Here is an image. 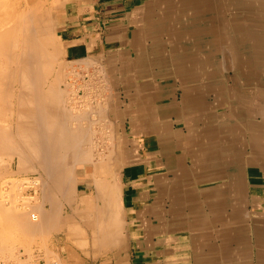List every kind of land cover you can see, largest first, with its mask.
Instances as JSON below:
<instances>
[{"label": "crops", "instance_id": "1", "mask_svg": "<svg viewBox=\"0 0 264 264\" xmlns=\"http://www.w3.org/2000/svg\"><path fill=\"white\" fill-rule=\"evenodd\" d=\"M53 10L75 71L107 76L117 148L111 173L107 150L80 166L50 249L63 264H264V0ZM98 178L118 185L115 209Z\"/></svg>", "mask_w": 264, "mask_h": 264}, {"label": "bare ground", "instance_id": "2", "mask_svg": "<svg viewBox=\"0 0 264 264\" xmlns=\"http://www.w3.org/2000/svg\"><path fill=\"white\" fill-rule=\"evenodd\" d=\"M33 1V0H32ZM62 2V1H61ZM36 3H34L33 5H35ZM59 4V3H58ZM33 5H31L30 4V0H0V84L1 85H3L4 86V88H2V87H0V103L2 102H6L7 103V99L9 98V97H11V99H10V103L8 102V105L9 104H11V105H13V102H15V103H17V105H16V111H15V114L18 112V114L20 115V116H22V117H25L24 119H22L21 117V119L22 120H20L19 121V119H17L18 120V124H19V122H20V124H22L20 127H23V129L21 128V132H23L24 131V128H25V132H23V136H22V134L19 132L20 131V127H18V125H16L17 126V128H18V130H17V133L16 134H21V135H19L18 136V138H20V137H26V135H33V137H31V139H32V141H31V139L30 140H27L28 138H30V137H27V138H25V140H22V138H20V139H18V141L20 140L21 141V143H22V145L25 147V148H27L28 149V151L30 150V152H26V153H31L32 151V153H33V156H31L32 158V161L34 160H36V158L38 159L39 158V162L37 161V165L39 164L40 165V159L42 160L41 162V164H43V166H46L45 168H44V170L47 168V167H49V168H47L46 170H47V174L49 173H52V175L54 174V172H55V170H59V169H62V170H59V171H62V173H63V175L66 173L65 172V170L64 169H67L66 171H67V173H66V175H65V177H63V180L64 179H66V178H68V179H71L72 177H70V176H73L74 175V173H73V171H74V168H75V163H76V161H78L79 162V160H85V159H83V158H78V156L79 155H81V150H83V147L85 146V147H88V146H86V145H88V143H90L91 144V142H86V145H84L85 143V141L86 140H83V138L85 139V138H87L86 136L87 135H89L91 132H92V128L94 127V126H92V127H90V125L91 124H93V123H91V124H89L91 121H89V123H88V120H92L93 121V119H94V117H95V115L94 114H98V115H100V113H99V111H98V109H100L101 110V107H99V105L101 104H99V105H97V107H98V109H97V111H98V113H96L95 111H96V109L95 108H97V107H95L94 108V110L93 109H90L92 106H91V102L90 103H88L89 105V108H88V110H90V112L92 111L93 112V114H92V112L90 113L92 116L94 115V117H92L90 114H89V117H87V116H84L85 118V120L87 121V122H85V120H84V122L86 123L85 125L86 126H84L85 128H86V132L88 131V129L87 128H91L92 130H90L91 132H89V134H87L86 135V132H84L85 131V129L83 130V128H82V126H79V125H81V123L83 122H81L80 120H78L79 119V117L81 116V117H83V115H85L86 114V112H88L89 113V111H87V110H85L86 112H84V111H81L82 112V114H83V112H84V114L83 115H81L80 113V111H79V109L77 110L76 108H72V106H70L73 110L72 111H79L80 113H78V115H77V113L76 112H74L75 114H73L72 112V114H70V115H72L71 117V121L69 120V122H72V120H78V121H80V122H78V121H76V122H78L77 124H79V125H76V123L73 121L72 123H75V126L76 127H74L73 125L74 124H72L71 125V123H69L70 124V126H69V124L67 123V120H68V118L70 119V117H69V111H68V109L70 108H68L67 106H66V95H70V94H68V92L65 90V86H67L68 84H69V81H67L68 82V84H63L64 86L63 87H65L63 90H60V88H63L62 86H60L59 87V85L60 84H62V82H63V80L62 79H64L66 76H65V73L67 72H65V73H63V75L62 74H60V78H62L61 80H59L58 81V79H60L59 77H58V79H56L57 81V83L58 82H60L61 81V83L60 84H54V83H51V86L49 85V88H48V90L47 91H45L44 90V85L45 84H47V81H48V79H49V75L51 74L50 72H51V70L50 71H48L49 73L47 74L46 73V68H49V69H51L54 65H53V63H54V61H55V57H57V55L55 56V54H57V53H55V54H53L52 52H50V50L48 51L47 50V44L48 43H50V42H48V39H49V37H47V30H46V34H45V31H44V29L43 28H46L45 27V24H44V26H43V22H42V19H43V16H41L43 13H41V15H40V12H39V9L38 8H40V7H38V8H35ZM44 11V10H43ZM42 17V18H41ZM49 18V17H48ZM44 20V19H43ZM46 21V20H45ZM49 23V22H48ZM55 27V26H54ZM49 31H50V29H49ZM50 33V32H49ZM49 33H48V35H49ZM180 36V35H179ZM53 38V37H52ZM50 40V39H49ZM51 43H55V42H51ZM50 45V44H49ZM49 45H48V48H49ZM53 48V47H52ZM56 50V49H55ZM61 50V49H60ZM62 51V50H61ZM59 53V52H58ZM90 58H92V57H90ZM90 58H88V59H90ZM87 59L85 58V60L83 61V62H85ZM95 59H93V60H91V61H94ZM96 61V60H95ZM94 61V62H95ZM56 62V61H55ZM89 62V61H88ZM97 62H98V60H97ZM62 63V62H61ZM66 62H64V64H65ZM73 63V62H72ZM79 63H80V61H79ZM86 63V62H85ZM84 64V63H83ZM91 63L89 62V65H90ZM77 61L73 64V68H76L77 69ZM82 65V64H81ZM80 65V66H81ZM92 65H93V63H92ZM97 65V64H96ZM68 66V65H67ZM70 67V66H69ZM89 67V66H88ZM90 68V67H89ZM88 68V69H89ZM93 68V67H92ZM92 68H91V70H92ZM58 69H60V68H58ZM80 69H81V67H80ZM86 69H87V67H86ZM85 69V70H86ZM101 69H102V67H101ZM104 69V68H103ZM41 70H42V72L44 73H41ZM52 70H53V68H52ZM74 70V69H73ZM82 70H83V68H82ZM90 70V69H89ZM61 72V69H60V71L59 70H57L56 69V72ZM64 71V68H62V72ZM79 71V70H78ZM88 71V70H87ZM93 71V70H92ZM97 71H99V73H98V75L99 74H101L102 72H101V70H100V68H99V70L97 69ZM70 72V71H69ZM86 72V71H85ZM89 72V71H88ZM87 72V73H88ZM91 72V71H90ZM89 72V73H90ZM95 72V71H94ZM101 72V73H100ZM68 73V72H67ZM66 73V74H67ZM76 72H73V74L72 73H70L69 74V76L70 75H74ZM59 74V73H58ZM77 74V73H76ZM52 75V74H51ZM56 75V74H55ZM78 75V74H77ZM65 76V77H64ZM76 76V75H75ZM80 76V75H79ZM72 77L73 76H71V80H72ZM78 77V76H77ZM77 77H76V79H77ZM80 77H83V76H80ZM66 78H68V77H66ZM75 78V77H74ZM91 78V77H90ZM75 79V80H76ZM53 80V79H52ZM70 80V79H69ZM74 80V79H73ZM101 80V79H100ZM80 81V80H79ZM102 81V80H101ZM55 82V81H54ZM71 82V81H70ZM73 83H75L74 81H73ZM72 83V84H73ZM90 83H92L91 81H90ZM102 83V82H101ZM71 84V83H70ZM94 85V84H93ZM96 85V84H95ZM94 85V86H95ZM103 85H105L104 83H103ZM106 85H109V84H106ZM105 85V86H106ZM16 86H22L21 88H24V89H20V88H17ZM73 86V85H72ZM71 86V88H73ZM97 87V86H96ZM99 87H101V86H99ZM17 88V89H16ZM70 88V89H71ZM76 88H78V87H76ZM10 89V90H9ZM16 89V91H15V93L14 92H11V91H13V90H15ZM25 89H26V92H25ZM67 89H69V88H67ZM80 89H82V87H80ZM84 89V88H83ZM64 90L66 91L65 93H63L64 92ZM73 90L74 89H72V92H73ZM105 90V89H104ZM8 91V92H7ZM63 91V92H62ZM69 91V90H68ZM79 91V88L77 89V92ZM82 91V90H81ZM70 92H71V90H70ZM69 92V93H70ZM71 92V93H72ZM92 92V91H91ZM93 92H95V90L93 91ZM99 93H100V91H98ZM101 92H102V90H101ZM105 92H106V90H105ZM8 93V94H7ZM25 93V94H24ZM29 95H28V94ZM73 93H75V92H73ZM86 92H85V90H84V94H85ZM98 93V94H99ZM77 94V93H76ZM96 94V93H95ZM105 94V93H104ZM9 95V96H8ZM10 95H12V96H10ZM30 95L32 96V97H30ZM73 95V94H72ZM82 96H83V94H81ZM88 95V94H87ZM103 95V94H102ZM73 96H75V94L73 95ZM72 96V97H73ZM80 96V95H79ZM78 96V97H79ZM82 96H80V97H82ZM95 96V95H94ZM69 97H71V95L69 96ZM77 97V98H78ZM84 97V96H83ZM87 99H89L87 96H85ZM96 97V96H95ZM28 98H31V99H28ZM76 97H74V99H75ZM13 99V100H12ZM65 99V100H64ZM85 99V98H84ZM83 99V100H84ZM30 100V101H29ZM67 100H68V98H67ZM71 99H69L68 100V102H71L70 104H72V102L73 101H70ZM73 100V99H72ZM76 100V99H75ZM80 101L82 100L81 98L79 99ZM86 100V99H85ZM9 101V100H8ZM28 101H29V103H28ZM77 101V100H76ZM87 101V100H86ZM62 102V103H61ZM74 103V102H73ZM76 103V102H75ZM84 103H86V102H84ZM98 103V102H97ZM69 104V103H68ZM67 104V105H68ZM82 104H83V102H82ZM104 104V103H103ZM62 105H64V106H62ZM74 105H76V104H74ZM73 105V106H74ZM84 105H82V107L84 106ZM15 106V105H14ZM69 106V105H68ZM81 106V105H80ZM91 106V107H90ZM101 106H103V105H101ZM105 106V105H104ZM3 107H5V105L3 106ZM9 107H11V106H9ZM64 107V108H63ZM66 107V108H65ZM79 107V106H78ZM86 107H83L84 109H86ZM2 108V107H1ZM0 108V109H1ZM7 108H8V106H7ZM11 108H13V107H11ZM10 108V109H11ZM70 108V109H71ZM80 108V107H79ZM9 108L7 109V110H10ZM103 110H101V113H102V111H104L106 108H102ZM2 110H3V108H2ZM109 110V109H108ZM108 110L106 111V114H105V112L104 113H102V115L103 114H105V115H108L107 114V112H108ZM111 110V109H110ZM14 111V108L12 109V111H8V112H13ZM71 111V110H70ZM0 112H3V111H0ZM7 112V111H6ZM5 112V110H4V114L6 113ZM7 112V113H8ZM1 114H3V113H1ZM4 114L2 115V116H0V117H2V118H5V116H7L6 114H5V116H4ZM11 114V113H10ZM14 114V115H15ZM68 114V115H67ZM79 114H80V116H79ZM19 115H17L18 117H19ZM87 115V114H86ZM63 116V117H62ZM64 116H67V117H64ZM90 116H91V118H90ZM87 117V118H86ZM99 117V116H98ZM97 117V118H98ZM102 118L104 117V122H105V117H107L108 119H109V116H101ZM101 117H99L100 118V120L102 119ZM1 118V119H2ZM7 118V117H6ZM5 118V119H6ZM9 118H10V115H9ZM65 118V119H64ZM66 118H67V120H66ZM89 118V119H88ZM93 118V119H92ZM106 118V119H107ZM0 119V120H1ZM25 119H27V122H26V125L24 124V120ZM66 120V122L64 121V120ZM88 119V120H87ZM97 120H99V119H96V117H95V121H97ZM99 120V121H100ZM4 121V120H3ZM2 121V122H3ZM21 121H24V122H22L21 123ZM64 121V122H63ZM109 121H110V119H109ZM109 121H106L105 123L106 124H104V133H100V136L102 135V134H106L107 136H113L114 138H112L111 139V141L110 142H112L113 141V139H114V142H116V131H115V129H117V128H115V124L112 122V121H110V122H112L110 125H112V126H108V124H109ZM1 121H0V150H2L3 152L2 153H0V155L1 154H3V153H5V154H7V153H10V151H12L13 153H14V151L17 153V154H20L21 155V153H19V152H22V153H25L24 152V149H23V146L22 145H18V144H21V143H18V144H15L14 143V141H13V139H15L14 137L12 138V136H11V134H8V130H10V129H8V128H10V124H9V126H8V124H7V126H8V128L7 127H5V125L2 123ZM103 122V121H102ZM101 122V123H102ZM4 123H5V121H4ZM9 123V122H8ZM16 123V124H17ZM64 123H67L68 124V126H69V128H67L68 126H67V124L65 125ZM88 123V124H87ZM97 123H99V122H97ZM6 124V123H5ZM19 124V125H20ZM95 124H96V122H95ZM84 125V124H83ZM106 125V126H105ZM77 126H79V127H81V129L79 128V127H77ZM87 126H89V127H87ZM4 127H5V129H4ZM7 128V129H6ZM12 128V127H11ZM98 128V127H97ZM101 128V127H100ZM6 130V131H5ZM23 130V131H22ZM95 130V129H94ZM98 130H96V132H97ZM19 132V133H18ZM87 132V133H88ZM9 133H10V131H9ZM93 133H95V132H93ZM93 133H91V136L92 135H94V137H95V134H93ZM97 134V133H96ZM115 134V135H114ZM25 135V136H24ZM17 136V135H16ZM98 136V135H97ZM96 136V137H97ZM39 139H38V138ZM104 137V136H103ZM110 137H108L109 139H110ZM34 138H35V140H34ZM88 138H90V137H88ZM107 138V137H106ZM12 139V140H11ZM24 139V138H23ZM37 139V140H36ZM90 139H92L93 140V138H90ZM89 139V140H90ZM103 139V138H102ZM108 139V140H109ZM33 140L35 141V142H33ZM83 140V141H82ZM88 140V139H87ZM92 140H90V141H92ZM95 140V139H94ZM100 140V139H99ZM38 141V142H37ZM97 141H98V139H97ZM96 141V142H97ZM105 141H107L106 139L104 140V142ZM94 142V141H93ZM93 142H92V144H93ZM96 142H94V143H96ZM101 142H103V140H101L100 141V143ZM103 142V143H104ZM109 142V141H108ZM114 142H112L111 144H109V143H107V144H109V146L106 148V150L104 149V148H102L101 149V146L100 147H98V149L100 150H105L106 152H105V157L103 158V160H104V162H105V164H104V170L106 171V172H108V173H111V171H114V169L112 170V169H110V163H112V157H113V154H114V150H115V148H117V145H116V143H114ZM118 142V141H117ZM98 143V142H97ZM96 143V147H95V149L97 148V144ZM119 143V142H118ZM81 144H83L84 146L83 147H81L82 149H80V154L78 153L79 151H77V149H79L80 148V146H81ZM102 144V143H101ZM105 144H106V142H105ZM35 145L37 146V147H35ZM92 145H90V148L92 149L93 147H91ZM93 146H95V145H93ZM107 146V145H106ZM35 147V148H34ZM77 147H79V148H77ZM89 148V147H88ZM88 148H85L84 150H86V149H88ZM26 149V150H27ZM90 149V150H91ZM94 149V150H95ZM7 150V151H6ZM10 150V151H9ZM32 150V151H31ZM7 153H6V152ZM9 151V152H8ZM87 151V150H86ZM11 152V153H12ZM84 152V151H83ZM92 152V151H91ZM94 152V151H93ZM100 152H102V151H99V153ZM10 153V154H11ZM16 153H15V155H16ZM26 153L23 155H18V157H21L19 160L20 161H23L24 163H21L22 164V167L25 165V162H27L28 161V156L26 155ZM32 153H31V155H32ZM95 153V152H94ZM83 154V153H82ZM93 154V153H92ZM91 153H90V151L88 150L86 153H84V155H86V157L90 160V159H92V157H91V155H92ZM102 154H104V153H102ZM11 155H14V154H11ZM10 155V156H11ZM37 155V156H36ZM84 155L82 156V157H84ZM95 155V154H94ZM94 155H92V156H94ZM26 156H27V158L28 159H26ZM29 156H30V154H29ZM76 156V157H75ZM25 157V158H24ZM76 159H75V158ZM81 157V156H80ZM102 157H103V155H102ZM115 157H117L116 155H115ZM1 158V157H0ZM3 158V157H2ZM33 158H35V159H33ZM74 158V163L72 162V159ZM93 158H95V157H93ZM99 158H101V155H99ZM27 160V161H24V160ZM79 159V160H78ZM88 159H87V161H88ZM69 160H71V163L69 162L68 163V161ZM116 160V159H115ZM11 161V160H10ZM60 161H65V163L63 162H61L60 163ZM81 161L79 162V163H77L76 164V167H78V173L80 172V170L81 169H79V168H81L80 166L81 165H83L82 163H81ZM87 161H84V162H87ZM96 161V160H95ZM94 161V162H95ZM97 161H99V160H97ZM3 162V161H2ZM29 162H30V164L32 165V163H31V160L29 159ZM4 163V162H3ZM34 163V162H33ZM53 163H55V164H53ZM59 163H60V165H59ZM73 163V164H72ZM19 164H20V162H19ZM20 164V165H21ZM24 164V165H23ZM28 162L26 163V165H27V167H29L30 168V166H28ZM29 164V165H30ZM58 164V165H57ZM65 164V166H63ZM92 164V163H91ZM115 164H117V163H115ZM115 164H113V166L115 165ZM26 165L24 166V167H26ZM55 165H56V167H55ZM54 166V168H52ZM58 166V167H57ZM60 166H63V168L61 167L60 168ZM107 166V167H106ZM72 167H74L73 168V170H72ZM108 167H109V169H108ZM115 167H118V165L117 166H115ZM119 167H120V164H119ZM19 168H20V166H19ZM31 168H32V166H31ZM41 168H43V167H40V169ZM58 168V169H57ZM113 168V167H112ZM18 169V168H17ZM25 169V168H24ZM49 169V170H48ZM55 169V170H54ZM54 170V171H53ZM64 170V171H63ZM115 170H116V168H115ZM25 171V170H24ZM28 171V170H27ZM49 171V172H48ZM53 171V172H52ZM59 171H58V173H59ZM119 171V170H118ZM26 172V171H25ZM44 172V171H43ZM65 172V173H64ZM82 172V171H81ZM1 173V172H0ZM56 173H57V171H56ZM55 173V174H56ZM48 174V175H49ZM54 174V176H56ZM69 174H72V175H70V176H68ZM114 174V173H113ZM59 175V174H58ZM57 175V176H58ZM63 175H61V176H63ZM2 175H0V210H3V206L2 205H5V204H8V202H9V200H11V198L12 197H10V196H14V195H12V192L10 193L9 191H10V189H11V187L13 186V182H12V184H10V185H12L11 187L9 186V181H11V180H7V179H5V177H1ZM53 176V177H54ZM67 176V177H66ZM57 178V177H56ZM55 177H54V180H56V182L57 183H54L55 185L56 184H58L57 186H56V188H57V193L59 194V193H61L62 194V196L67 200V202H70V203H74L75 202V200H74V198H76V197H74L73 195H76L75 194V188H76V182H77V178H74V176H73V178L71 179V180H69L68 181V183H70V188L68 189V191H67V189H65L66 191H67V193H63V192H61V187L63 186V184H62V179H59V180H57ZM36 179H39V180H37L36 181ZM42 177L40 176V177H38V178H36V177H31L30 178V180L28 181V182H30L31 184H34L35 186L33 187V189L34 188H36L37 186H39V182L41 181L42 182ZM45 179V178H44ZM67 179V180H68ZM103 179V178H102ZM101 178H98V179H96V184L95 185H97V190H99V193L102 191V193H106V198L109 200L108 201V203H105V205H107L108 207H107V209H110V210H112V209H115V206H116V199L117 198H119L120 197V191L119 190H117V186H115V185H113V184H111L110 185V182L108 181V183L109 184H107L106 183V185H103V184H105L104 182L105 181H103ZM67 180H65V181H67ZM104 180H105V178H104ZM64 181V182H65ZM107 181V180H106ZM115 181V180H114ZM48 182V181H47ZM46 181H45V183H47ZM55 182V181H54ZM11 183V182H10ZM53 183V182H52ZM113 183V182H112ZM48 184V183H47ZM53 184V185H54ZM14 185H16V184H14ZM18 186V185H17ZM20 186H21V184H20ZM24 186V185H23ZM26 186V185H25ZM46 186V185H45ZM48 186V185H47ZM64 186H65V184H64ZM63 186V187H64ZM15 187V186H14ZM18 188H19V186H18ZM16 189L17 191L19 190V189ZM43 188V187H42ZM41 188V189H42ZM46 188V187H45ZM48 188V187H47ZM46 188V189H47ZM54 189L53 190H55V186L53 187ZM67 188V187H66ZM32 189V188H31ZM40 189V190H41ZM45 189V190H46ZM13 190V189H12ZM43 190V189H42ZM63 190V189H62ZM47 191H51V190H47ZM48 192V193H49ZM20 193V192H19ZM52 194L50 195V193H49V195H48V197H49V200H52L51 202H52V206L51 207H53L52 208V211L50 212V211H46L42 206H34V208L33 207H30V206H28V205H25V203H21V204H16L15 203V201L16 200H14L13 202L16 204H14V205H10V202H9V205H10V207H9V205H8V210H7V212H6V207H5V211H2L3 213L2 214H4V212H5V215H8L7 213L9 212V216L10 215H12L13 217H11L12 218V220H14L15 222V224L14 225H16V223L18 224V226H23V228L25 227H31V229H32V227L34 228V229H37L38 227L37 226H39V223H42V225H43V222H44V220L46 221V219H44V218H47L49 221H50V219H51V217H52V213L53 212H55V213H59V212H61L62 211V202H61V200H60V197L57 195V193L55 192H51ZM98 193V192H97ZM104 193V194H105ZM8 194L10 195L9 197H8ZM22 194V193H21ZM20 194V195H21ZM63 194H65L66 196H64ZM101 194V193H100ZM18 195V194H17ZM46 195H47V192H46ZM108 196V197H107ZM6 197H8V199L6 198ZM15 197V196H14ZM14 197L12 198V199H14ZM18 197V196H17ZM74 197V198H73ZM99 197V196H98ZM10 198V199H9ZM19 198H21L20 196H19ZM23 200L22 201H24V198H22ZM34 199V198H33ZM47 199V198H46ZM99 199V198H98ZM27 200V199H26ZM25 200V201H26ZM70 200V201H69ZM12 201V200H11ZM74 201V202H73ZM107 201V200H106ZM12 202V203H13ZM79 202V201H78ZM105 202V201H104ZM102 203V202H101ZM104 204V203H103ZM76 206H78V205H76ZM76 206H74L75 207V209H77L76 208ZM101 206V205H100ZM2 207V208H1ZM22 207V209L24 208V212H20V208ZM33 208V210H36V212H34L33 210H31ZM100 207H98V209H99ZM11 209V210H10ZM30 210L31 211H33L32 213H31V218L30 217H25L23 214H26V212H30ZM78 210V209H77ZM76 210V211H77ZM12 211V213L10 214V212ZM1 212V211H0ZM92 212V211H91ZM102 212V211H101ZM109 212V211H108ZM111 212V211H110ZM97 213V212H96ZM98 214V213H97ZM102 214V213H101ZM100 215V214H99ZM106 215V214H105ZM107 215H108V213H107ZM110 215H111V213H110ZM110 215H108V217L110 218H112V215L110 216ZM3 216V215H2ZM27 216V215H26ZM115 216V215H114ZM5 217V216H4ZM9 217V218H10ZM107 217V218H108ZM99 218V217H98ZM104 219V218H103ZM113 219V218H112ZM32 220V221H31ZM52 220V219H51ZM99 220H101V218L100 219H98V221ZM107 219H105L104 221H102V222H104L105 223V221H106ZM1 221V220H0ZM98 221H96V223H95V225L97 224V222ZM109 221V222H108ZM8 222V221H7ZM10 222V221H9ZM52 222V221H51ZM111 222H113V223H115V221L113 220V221H111ZM110 222V220H107V222L106 223H111ZM45 223V222H44ZM105 223V224H106ZM9 224V223H8ZM99 224V223H98ZM112 224V223H111ZM118 223H115L114 225H117ZM4 225V224H3ZM11 225V224H10ZM41 225V224H40ZM41 225V226H42ZM45 225H46V223H45ZM91 225V224H90ZM93 225H94V223H93ZM103 225V224H102ZM113 225V224H112ZM113 225V226H114ZM7 226V225H6ZM106 227H105V229L103 228V230L104 231H106L107 233H108V231L107 230H109L107 227H108V224H106L105 225ZM111 226V225H110ZM118 226V225H117ZM117 226H115V227H117ZM29 227H28V229H29ZM37 227V228H36ZM103 227V226H102ZM112 227V226H111ZM110 227V228H111ZM14 228V227H13ZM42 228V227H41ZM40 228V229H41ZM19 229H22V227L21 228H19ZM99 229V228H98ZM100 229H101V227H100ZM26 230V229H25ZM39 230V229H38ZM103 230H102V232H103ZM110 230H113V228L112 229H110ZM34 231V230H33ZM99 231H101V230H99ZM114 231H115V229H114ZM36 232V231H35ZM40 232H42V231H40ZM46 233V232H45ZM104 233V232H103ZM117 233V232H116ZM36 234V233H35ZM97 234V233H96ZM102 234V233H101ZM102 235H106V233L105 234H102ZM108 236L109 237H107V238H111V236L108 234ZM114 236H116V235H114ZM29 238V237H28ZM103 238V237H102ZM116 238V237H115ZM115 238H113V239H115ZM32 239V238H31ZM104 239H106L105 237H104ZM112 240V239H111ZM119 241V240H118ZM109 242V241H108ZM107 243V242H106ZM114 244H115V242H114ZM11 250V249H10ZM104 250V249H103ZM40 251V250H39ZM44 253H46V252H44ZM2 255V254H1ZM22 255V254H21ZM45 255V254H44ZM43 255V257H45ZM48 255V254H47ZM8 256V255H7ZM9 256H10V254H9ZM94 256V255H93ZM11 257V256H10ZM38 257H42L41 255L40 256H38ZM0 258H1V256H0ZM8 258V257H7ZM12 258V257H11ZM51 258V257H50ZM58 258V257H57ZM2 259V258H1ZM38 259V258H37ZM36 259V260H37ZM3 260H4V258H3ZM23 260V259H22ZM9 261H10V259H9ZM20 261V260H19ZM46 261V260H45ZM5 262V261H4ZM21 263H22V261H21ZM28 263V262H27ZM46 263V262H45ZM54 263V262H53ZM61 264V263H60Z\"/></svg>", "mask_w": 264, "mask_h": 264}, {"label": "rangeland", "instance_id": "3", "mask_svg": "<svg viewBox=\"0 0 264 264\" xmlns=\"http://www.w3.org/2000/svg\"><path fill=\"white\" fill-rule=\"evenodd\" d=\"M34 3H36L35 5H33ZM30 4L31 5H33L35 8H38V7H40V8H38L39 9V12H40V15H41V13H43L41 16H43V19H42V24H43V26H44V24H45V27L46 28H43L44 29V31H45V34L48 32H50L49 33V35H48V33H47V37H49V39H48V42H50V43H48L47 44V50L49 51L50 50V52H52L53 54H55V53H57V54H55V56L57 55V57H55V61H54V63H53V70H52V68L51 69H49V68H46V73L48 74L49 72L48 71H50L51 70V74L49 75V79H48V81H47V84H45L44 85V90L45 91H47L48 90V88H49V85L51 86V83H54V84H60L61 83V81L60 82H56L57 80L56 79H58V77L60 78L62 75H63V73H65L66 71L68 72H66L65 73V76L66 77H68V78H66L65 76V78L64 79H62V78H60V79H58V81L59 80H63V82H62V84H60L59 85V87L60 86H64L63 84H68V82L67 81H69V84L67 85V86H65V87H63V88H60V90H63L64 88H65V90L68 92V94H70L71 95V97H69L70 95H66V103L69 105H67L66 104V106L69 108L70 106H72V108L74 109V108H76L77 110L79 109V111L81 112V111H84V112H86L85 110H87V111H89V113L88 112H86V114L85 115H83L84 114V112H83V114H82V112L80 113L79 111H72L73 109L71 108H69L68 109V111L70 112L69 113V117H70V119L68 118V120H67V118H66V120H67V123L69 122V120L71 121V116L72 115H70V114H75L74 112H76L77 113V115H78V113H80L81 115H83V117H81L80 116V114H79V119L78 120H80L82 123H81V125H79V124H77L78 122H80V121H78V120H76V121H78V122H76L75 120H72V122L74 121L75 123H76V125H79V126H82V128H83V130L85 129V131L84 132H86V128L84 127V126H86L85 124V122H87L84 118V116H87V117H89V114L94 110V108L95 107H97V105H99L100 103V105H99V107H101V110H103L102 108L104 107V108H106L104 111H102V113H104L105 112V114H106V111L108 110V112H107V114L108 115H105V114H103L104 116H109V119H110V121H111V114H112V110H110L111 109V107L110 106H108L107 104H106V98L108 97V91H107V89H106V84H107V82H106V79H107V76H106V74L104 73V72H100L101 74H99L98 75V73H99V71H97V69L98 68H100V70L101 71H103L102 69H101V67L100 66H98V68H95V66H93V68H92V70H90L88 73H83L82 71L81 72H78V71H75V68H73L74 66H73V64L75 63V62H71V61H69L67 58H65V55H64V50H63V47H62V43L60 42V39L58 38V36H57V33H56V30H55V19H54V10H53V8H54V5H55V0H30ZM44 10V11H43ZM49 17V18H48ZM42 18V17H41ZM46 20V21H45ZM49 22V23H48ZM47 30V32H46V30ZM49 29H50V31H49ZM53 37V38H52ZM51 42H55V43H51ZM50 44V45H49ZM48 45H49V48H48ZM53 47V48H52ZM56 49V50H55ZM62 51H61V50ZM59 52V53H58ZM62 62V63H61ZM64 62H66L65 64H64ZM92 63H94V61H92ZM68 65V66H67ZM70 66V67H69ZM58 68H60L61 69V72H56V69L57 70H59L60 71V69H58ZM62 68H64V71L62 72ZM74 69V70H73ZM99 70V69H98ZM70 71V72H69ZM95 71V72H94ZM73 72H76L74 75H70L69 76V74L70 73H72L73 74ZM41 73H43L42 72V70H41ZM59 73V74H58ZM44 74V73H43ZM56 74V75H55ZM60 74H62L61 76H60ZM76 75V76H75ZM83 76V77H80V76ZM71 76H73L72 77V80H71ZM78 76V77H77ZM75 77V78H74ZM76 77H77V79H76ZM91 77V78H90ZM53 79V80H52ZM70 79V80H69ZM74 79V80H73ZM76 79V80H75ZM102 81H101V80ZM80 80V81H79ZM55 81V82H54ZM71 81V82H70ZM73 81L75 82V83H73ZM90 81L92 82V83H90ZM102 82V83H101ZM71 83V84H70ZM73 83V84H72ZM103 83L105 84V85H103ZM65 84V85H66ZM95 86H94V85ZM73 85V86H72ZM71 86L73 87V88H71ZM97 86V87H96ZM99 86H101V87H99ZM0 87H2V88H4V86L3 85H1L0 84ZM17 88H20V89H24V88H21L20 86H16ZM76 87H78L79 88V91L77 92V89L78 88H76ZM80 87H82V89H80ZM16 88V89H17ZM67 88H69V89H67ZM71 88V89H70ZM84 88V89H83ZM16 89L15 90H13V91H11V92H14L15 93V91H16ZM72 89H74L73 90V92H75V93H73L72 92ZM106 90V92H105V90ZM10 90V89H9ZM64 90V92L63 93H65L66 91ZM69 90V91H68ZM70 90H71V92H70ZM82 90V91H81ZM84 90H85V94H84ZM95 90V92H93ZM101 90H102V92H101ZM92 91V92H91ZM98 91H100V93L98 92ZM8 92V91H7ZM25 92H26V89H25ZM70 92V93H69ZM77 93V94H76ZM96 93V94H95ZM99 93V94H98ZM105 93V94H104ZM8 94V93H7ZM25 94V93H24ZM28 94V93H27ZM75 94V96H73V95ZM81 94H83V96L81 95ZM88 94V95H87ZM103 94V95H102ZM29 95V94H28ZM82 96V97H80V96ZM96 97H95V96ZM9 96V95H8ZM10 96H12V95H10ZM73 96V97H72ZM79 96V97H78ZM85 96H87L89 99H87ZM30 97H32L31 95H30ZM74 97H76L75 99L77 100H75L74 99ZM78 97V98H77ZM10 99H11V97H9ZM7 99L6 101H7V103L5 102H1L0 103V108L2 107L3 108V110H2V108L0 109V111H3V112H0V116H2L3 114H4V110H5V112L7 111H12V109L14 108V111L13 112H6L5 114L7 115V116H5V114H4V116H5V118H2V117H0V121L2 122L3 120L5 121V123H4V121L2 122L4 125H5V127H7L8 128V126H9V124H10V128H8V129H10V130H8L7 132H8V134H11V136H12V138L14 137L15 139H13V141H14V143L15 144H18V143H21V139L20 138H22V140H25V138H27V137H30V138H28L27 140H30L31 139V137H33V135L31 136V135H26V137H20V138H18V136L19 135H21L22 134V136H23V132H25V128H24V131L23 132H21V128L23 129V127H20L22 124H20V122H19V124L17 123L18 122V120L17 119H19V121L20 120H22V119H24L25 117H22V116H20L19 114H18V112L15 114V111H16V105H17V103H15V102H13V105H11V104H9L8 105V102L10 103V99ZM67 98H68V100L69 99H71L70 101H73L72 102V104H70L71 102H68V100H67ZM82 99L81 101L79 100V99ZM87 100H85V99ZM28 99H31V98H28ZM73 99V100H72ZM84 99V100H83ZM9 100V101H8ZM13 100V99H12ZM32 100V99H31ZM65 100V99H64ZM30 101V100H29ZM29 101H28V103H29ZM91 103H90V102ZM76 102V103H75ZM82 102H83V104H82ZM84 102H86V103H84ZM90 103L91 104V108L90 109H93L91 112H90V110H88V108H89V104L88 103ZM98 102V103H97ZM62 103V102H61ZM104 103V104H103ZM74 104H76V105H74ZM88 107H86L85 105ZM5 105V107H3ZM15 105V106H14ZM74 105V106H73ZM81 105V106H80ZM82 105H84L83 107H86V109H84L83 107H82ZM101 105H103V106H101ZM105 105V106H104ZM7 106H8V108L10 109L11 107H13V108H11L10 110H7L8 108H7ZM9 106H11V107H9ZM62 106H64V105H62ZM80 108H79V107ZM64 108V107H63ZM66 108V107H65ZM96 109V113H98V111H99V113H100V115H98V114H94L95 115V117H96V119H99L100 120V118L99 117H101V116H103L102 115V113H101V110L100 109H98V107L97 108H95ZM97 109H98V111H97ZM71 110V111H70ZM93 111V112H94ZM72 112V113H71ZM93 112H92V114H93ZM94 112V113H95ZM1 113H3V114H1ZM11 113V114H10ZM15 114V115H14ZM9 115H10V118H9ZM17 115H19V117L17 116ZM68 115V114H67ZM91 115V114H90ZM94 115L92 116V117H94ZM91 116H90V118H91ZM99 116V117H98ZM22 119H21V118ZM63 117V116H62ZM64 117H67V116H64ZM86 117V118H87ZM95 117H94V119H93V121L92 120H88V123H89V121H91L89 124H91V123H93V124H91L90 125V127H92V126H94L92 129L89 127V126H87V127H89V128H87L88 129V131L89 132H91L90 130H92V132L91 133H93V132H95V133H93V134H95V137H94V135H92L91 136V133L89 134V132L87 133L86 132V135L87 134H89V135H87L86 137L87 138H83V140H86L84 143V145H86V142L88 141V142H91V144L90 143H88V145H86V146H88V147H85L83 144H81V146H80V148L79 147H77V148H79V149H77V151H79L78 153L80 154V152H81V155H79L78 156V158L80 159V158H83V159H85V160H79V162L81 161V163L83 162L84 164H86V165H88L89 163H94V161L96 160H99V159H101V158H99V155H101V157H102V152H100L99 153V151H101V149L102 148H104L105 150H106V148L109 146V144H111L112 142H114V139H113V141L112 142H110L111 141V139L112 138H114L113 136H107L106 134L104 135V134H102L101 136H100V133H104L105 131H104V124H106L107 122L106 121H109V119L107 118V117H105V122H104V117L99 121V120H97V121H95ZM98 117V118H97ZM107 118V119H106ZM65 119V118H64ZM63 119V120H64ZM66 120H64L65 122H66ZM84 120H85V122H84ZM25 121V122H24ZM24 121H21V123L22 122H24V124L26 125V122H27V119H25ZM63 121V122H64ZM103 121V122H102ZM109 121V124H108V126H112V125H110L112 122H110ZM9 122V123H8ZM72 122H69V123H71V125L72 124H74L73 126L74 127H76L75 126V123H72ZM95 122H96V124H95ZM97 122H99V123H97ZM102 122V123H101ZM17 123V124H16ZM67 123H64L65 125L67 124ZM68 123V124H69ZM87 123V124H88ZM104 123V124H103ZM7 124H8V126H7ZM68 124H67V126H68ZM84 124V125H83ZM16 125H18V127H20L19 129H20V131L18 130V128H17V126ZM69 126H70V124H69ZM69 126L67 127V128H69ZM79 126H77V127H79ZM106 126V125H105ZM5 127H4V129H5ZM12 127V128H11ZM98 127V128H97ZM101 127V128H100ZM6 128V129H7ZM71 128V127H70ZM69 128V129H70ZM80 129H81V127H79ZM95 129V130H94ZM17 130L21 133H19V134H16L17 133ZM96 130H98L97 132H96ZM6 131V130H5ZM9 131H10V133H9ZM101 131V132H100ZM100 132V133H99ZM97 133V134H96ZM17 135V136H16ZM98 135V136H97ZM25 136V135H24ZM97 136V137H96ZM104 136V137H103ZM88 137H90V138H93V140L92 139H90V138H88ZM107 137V138H106ZM108 137H110V139L108 138ZM24 138V139H23ZM38 138V137H37ZM103 138V139H102ZM18 139H20L19 141H18ZM39 139V138H38ZM88 139V140H87ZM92 140V141H90V140ZM95 139V140H94ZM97 139H98V141H97ZM100 139V140H99ZM107 140V141H105L106 142V144H105V142H104V140ZM109 139V140H108ZM12 140V139H11ZM34 140H35V138H34ZM33 140V142H35ZM37 140V139H36ZM82 140V141H83ZM101 140H103V142H101L100 143V141ZM31 141H32V139H31ZM96 142L98 145H97V148L95 149V147H96V143H94V142ZM109 141V142H108ZM18 142V143H17ZM38 142V141H37ZM92 142H93V144H92ZM23 143V142H22ZM22 143L21 144H18V145H22ZM107 143H109V144H107ZM115 143V142H114ZM25 144V143H24ZM23 144V145H24ZM22 145V146H23ZM90 145H92L91 147H93L92 149L90 148ZM93 145H95V146H93ZM107 145V146H106ZM25 146V145H24ZM23 146V149L26 147H24ZM84 146V147H83ZM101 146V149L99 150L98 149V147H100ZM35 147H37L36 145H35ZM34 147V148H35ZM81 147H83V150H81L80 151V149H82ZM85 148H88V149H86L87 151L89 150L90 151V153L92 154V155H94V156H92L91 155V157H92V159H88L87 157H86V155H84V153H86L87 151L86 150H84ZM27 148H25L24 149V152L26 153V152H30V150L28 151V149L26 150ZM91 149V150H90ZM95 149V150H94ZM7 151V150H6ZM5 151V152H6ZM10 151V150H9ZM8 151V152H9ZM32 151V150H31ZM84 151V152H83ZM92 151V152H91ZM95 153H94V152ZM3 151L2 150H0V153H2ZM12 151H10V153H11ZM33 152V151H32ZM31 152V153H32ZM104 152V151H103ZM7 153V152H6ZM10 153H7V154H5V153H3V154H1L0 155V175H2L1 177L3 178V177H5V179H9V180H11V181H9V186L11 187L12 185H10V184H12V182L14 183V184H16V185H14L13 184V186L11 187V189H10V193L12 192V195H14V196H10L9 194H8V197L10 196V197H14V199H12L11 198V200H9V202H10V205L12 204V205H14L16 202V204H21L22 202L23 203H25V205H28V206H30V207H33L34 208V206H42L46 211H52V208L53 207H51L52 205V200H49V197H48V195H49V193H50V195L52 194L51 192H58L57 191V188H56V186L58 185V184H54V183H57L56 182V180H54V177L57 179V180H59V179H62V184H63V186H64V184H65V186L63 187H61L62 189H61V192H63V193H67V191H68V189L70 188V183H68V181L69 180H71L72 178H73V176H74V178H77V174H78V167H76V164L77 163H79L78 161H76V163H75V168L74 167H72V170H73V168H74V171H73V173H74V175L73 176H70V175H72V174H67L68 176H70V177H72L71 179H68V178H66V179H64L63 180V177H65V175H66V173H67V169H64L63 168V166H65V164L63 165V166H60V168L62 167L64 170H65V174L63 175V173H62V171H59V170H62V169H59V170H55V172H54V174L56 173V171H57V175L56 176H54V174L52 175V173H46L47 172V168H49V167H47L45 170H44V168L47 166H43V164H41L42 162V160L40 159V165L38 164L37 165V161L39 160V158L37 159L36 158V160L34 161H32V157L31 156H33V153H32V155H31V153H29L30 154V156H29V154L28 153H26V155L28 156V158L31 160V163H32V165L30 164V162H29V159L27 158V156H26V159H28V161L25 159L24 161H27L29 164H28V166H30V168L29 167H27V165H26V163L27 162H25V165H26V167H22V164L21 163H24L23 161H20L19 159L21 158V157H18V155H20V154H17L15 151H14V153L12 152L11 154H14V155H11ZM15 153H16V155H15ZM19 153H21V155L23 154H25V153H22V152H19ZM83 153V154H82ZM11 155V156H10ZM20 155V156H21ZM84 155V157H82ZM37 156V155H36ZM81 156V157H80ZM3 157V158H2ZM76 157V156H75ZM74 157V158H75ZM93 157H95V158H93ZM25 158V157H24ZM74 158L72 159V162L74 161ZM33 159H35V158H33ZM76 159V158H75ZM87 159H88V161H87ZM11 160V161H10ZM4 163H3V162ZM84 161H87V162H84ZM19 162H20V164H19ZM34 162V163H33ZM39 162V161H38ZM62 161H60V163H61ZM64 163H65V161H63ZM62 162V163H63ZM71 163V160H69L68 161V163ZM60 163H59V165H60ZM61 163V164H62ZM74 163V162H73ZM72 163V164H73ZM82 163V164H83ZM53 164H55V163H53ZM58 165V164H57ZM19 166H20V168H19ZM31 166H32V168H31ZM40 167H43V168H41L40 169ZM55 167H56V165H55ZM58 167V166H57ZM18 168V169H17ZM25 168V169H24ZM52 168H54V166L52 167ZM58 169V168H57ZM26 172H25V171ZM28 170V171H27ZM49 170V169H48ZM53 170V171H54ZM63 170V171H64ZM44 171V172H43ZM52 171V172H53ZM58 171H59V173H58ZM49 172V171H48ZM61 175H63V176H61ZM42 177V182L40 181L39 182V186H37L36 188H34L33 189V187L35 186L34 184H31L30 182H28L29 180H30V178L31 177H36V178H38V177ZM54 176V177H53ZM67 177V176H66ZM45 178V179H44ZM68 179V180H67ZM28 180V181H27ZM37 180H39V179H36V181ZM65 180H67V181H65ZM45 181L48 183H45ZM55 181V182H54ZM65 181V182H64ZM11 182V183H10ZM53 182V183H52ZM20 184H21V186H20ZM54 184V185H53ZM19 186V188H18V186ZM24 185V186H23ZM26 185V186H25ZM46 185V186H45ZM48 185V186H47ZM15 186V187H14ZM55 186V190H53L54 187ZM43 187V188H42ZM47 189H46V188ZM67 187V188H66ZM19 189L18 191L16 190V189ZM32 188V189H31ZM43 190H42V189ZM13 189V190H12ZM41 189V190H40ZM46 189V190H45ZM65 189H67V191L65 190ZM47 190H51L50 192L49 191H47ZM20 192V193H19ZM46 192H47V195H46ZM49 192V193H48ZM22 193V194H21ZM18 194V195H17ZM21 194V195H20ZM57 195L60 197V200H61V202H62V199H65L63 196H62V194L61 193H57ZM64 196H66L65 194H63ZM18 196V197H17ZM19 196L21 197V198H19ZM8 197H6L7 199H8ZM22 198H24V201H22L23 199ZM34 198V199H33ZM47 198V199H46ZM10 199V198H9ZM27 199V200H26ZM14 200H16L15 201V203L13 202ZM26 200V201H25ZM66 200V199H65ZM9 202H8V204H5V205H2L3 206V210H0L1 212H0V256H1V258H0V264H63V261H62V259H60L59 258V255L57 254V253H55L52 249H50V247H49V244H50V240H51V238H52V235L54 234V233H57L58 231H57V226H58V215L53 219V220H51L50 219V221L47 219V218H44V219H46V221L44 220V222L46 223V225H45V223L43 222V225H42V223H39V226H37L36 228L37 229H34L33 227H32V229H31V227H29V229H28V227H24L23 228V226H21L22 227V229H19V228H21L20 226H18V224L16 223V225H14L15 223V221L14 220H12V218L11 217H13L12 215H10L9 216V212L7 213L8 215H5V212H4V214H2L3 212L2 211H5V207H6V212H7V210H8V205H9ZM13 202V203H12ZM21 202V203H20ZM15 204V205H16ZM10 205H9V207H10ZM62 206H63V203H62ZM2 208V207H1ZM11 208V207H10ZM33 208L31 209V210H33ZM35 209V208H34ZM11 210V209H10ZM30 210V212L28 213V212H26V214H23L25 217H30L31 218V213L34 211V212H36V210H33V211H31ZM9 211V210H8ZM20 212H24V208L22 209V207L20 208ZM12 213V211L10 212V214ZM3 215V216H2ZM27 215V216H26ZM5 216V217H4ZM10 217V218H9ZM8 221V222H7ZM10 221V222H9ZM32 221V220H31ZM52 221V222H51ZM9 223V224H8ZM4 224V225H3ZM11 224V225H10ZM42 226H41V225ZM7 225V226H6ZM14 227V228H13ZM42 227V228H41ZM41 228V229H40ZM26 229V230H25ZM39 229V230H38ZM34 230V231H33ZM36 231V232H35ZM40 231H42V232H40ZM46 232V233H45ZM36 233V234H35ZM29 237V238H28ZM32 238V239H31ZM81 248H82V246H81ZM11 249V250H10ZM40 250V251H39ZM44 252H46V253H44ZM2 254V255H1ZM9 254H10V256L12 257H10L9 256ZM22 254V255H21ZM46 256H45V255ZM48 254V255H47ZM8 255V256H7ZM42 256V257H38V256ZM43 255L45 256V257H43ZM8 257V258H7ZM51 257V258H50ZM58 257V258H57ZM3 258H4V260H3ZM38 258V259H37ZM9 259H10V261H9ZM23 259V260H22ZM37 259V260H36ZM20 260V261H19ZM46 260V261H45ZM5 261V262H4ZM21 261H22V263H21ZM28 262V263H27ZM44 262V263H43ZM46 262V263H45ZM54 262V263H53Z\"/></svg>", "mask_w": 264, "mask_h": 264}]
</instances>
